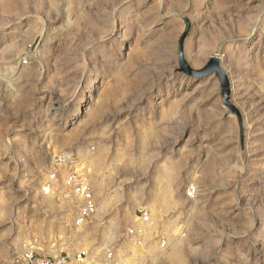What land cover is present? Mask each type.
<instances>
[{
  "label": "rangeland",
  "instance_id": "374dc122",
  "mask_svg": "<svg viewBox=\"0 0 264 264\" xmlns=\"http://www.w3.org/2000/svg\"><path fill=\"white\" fill-rule=\"evenodd\" d=\"M181 43L225 80L183 72ZM58 156L91 179L79 229L69 195L40 192ZM143 209L167 250L126 245ZM35 238L125 264H264V0H0V264Z\"/></svg>",
  "mask_w": 264,
  "mask_h": 264
},
{
  "label": "built area",
  "instance_id": "2783aa9c",
  "mask_svg": "<svg viewBox=\"0 0 264 264\" xmlns=\"http://www.w3.org/2000/svg\"><path fill=\"white\" fill-rule=\"evenodd\" d=\"M21 65H30V57H25ZM40 192L54 198H65L69 195L76 204L72 222L78 229L85 226L98 210L89 174L74 168L64 156L56 158L55 165L41 183ZM195 194V189L191 187L189 196L194 197ZM153 232L151 213L148 209H143L138 219L126 228L123 238L128 247L136 246L141 251L153 247L167 250L170 239L163 233ZM45 250L37 238L32 239L24 244L23 251L13 258L11 264H125L115 247L106 248L99 253L81 249L71 255L67 251L51 255Z\"/></svg>",
  "mask_w": 264,
  "mask_h": 264
},
{
  "label": "water",
  "instance_id": "95a60500",
  "mask_svg": "<svg viewBox=\"0 0 264 264\" xmlns=\"http://www.w3.org/2000/svg\"><path fill=\"white\" fill-rule=\"evenodd\" d=\"M179 56H180V66L181 70L185 72L188 75L191 76H199V77H204L208 76L213 72H216L221 79L225 80V75L223 71L220 69V60L219 58H213L210 62V64L202 71H195L191 69V67L185 62L184 57H183V47L182 43L180 45L179 49Z\"/></svg>",
  "mask_w": 264,
  "mask_h": 264
},
{
  "label": "bare ground",
  "instance_id": "6f19581e",
  "mask_svg": "<svg viewBox=\"0 0 264 264\" xmlns=\"http://www.w3.org/2000/svg\"><path fill=\"white\" fill-rule=\"evenodd\" d=\"M249 128H250V126H249ZM249 137H250V135H249V133L247 134V137H246V139L248 140L249 139ZM248 142V141H247ZM104 202V201H103ZM100 213H102V212H99V214ZM180 255V254H179ZM177 258H180V256H178ZM178 261H180V259H177Z\"/></svg>",
  "mask_w": 264,
  "mask_h": 264
}]
</instances>
